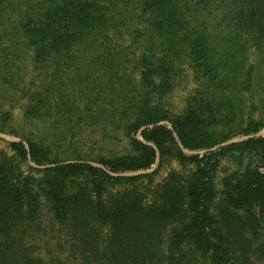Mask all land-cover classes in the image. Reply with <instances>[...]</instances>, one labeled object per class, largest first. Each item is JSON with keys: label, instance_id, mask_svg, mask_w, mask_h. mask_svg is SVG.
I'll use <instances>...</instances> for the list:
<instances>
[{"label": "trees", "instance_id": "trees-1", "mask_svg": "<svg viewBox=\"0 0 264 264\" xmlns=\"http://www.w3.org/2000/svg\"><path fill=\"white\" fill-rule=\"evenodd\" d=\"M18 5L24 9L20 20L13 17ZM3 24L12 26L13 31H2L7 45H2L0 52L11 46L29 48L37 64L53 67V75L60 72V67L74 66L69 79L76 80L75 83L65 84L64 81L69 79L63 80L66 76L63 74L52 80L58 83L48 88L61 91L55 97L52 95V104L68 98L70 106H77L72 105L79 96L74 93L77 90L74 87L85 89L89 85V76L97 75L105 80L109 76H118L112 74L120 71L137 76L133 77L135 81L132 83L133 89L137 85L133 92L136 97L132 96L130 106L133 113L123 124L122 131L132 144L141 147L142 152L107 163L97 159L109 172L120 174L151 168L155 152L135 139L138 132L141 140L156 146L160 156L166 143L171 144L181 158L185 156L178 145L190 152L206 151L201 157H191L195 170L185 181L177 186L169 185L168 181L163 186L161 201L155 209L139 205V196L133 193L116 202L127 201L132 208L137 206L139 217L136 221H141V226L137 231H131L130 209L122 208L117 214L124 222L119 233L112 234V228L117 225H109L111 264H181L188 249L189 257L208 259V264H234V258L240 257L244 250L245 236L239 231L238 240L230 239L233 225L225 226L223 219L220 233L213 231L211 209L216 196V169L223 154L245 145L264 146V138L254 137L219 147L217 145L234 135L230 131L217 133L221 121L215 115L222 117V107L215 105V109H210L204 105L203 102L209 100L208 96L202 101L193 99L194 103H189L176 115L157 109L153 100L169 94L176 80L190 71L197 80H206L205 89L210 87V90L211 87L233 90L228 88L242 87L251 81L254 67L247 64V59H241L242 51L249 48L257 54L256 59L264 58V0H0L1 29ZM132 34L142 45L140 54L121 51L131 50L132 46L124 41L126 35ZM10 35L15 36V41L9 40ZM104 64L118 67L113 71L97 67ZM60 73L65 72L62 70ZM73 85V93H63ZM84 89L78 90L82 92ZM62 104L68 105L67 102ZM164 121L171 127L158 126ZM256 127L246 129L243 134L264 128V121ZM26 143L30 161L35 167L28 166L34 173L25 177L24 183L18 181V171L7 165V158L0 156V264H9L7 249L11 234L27 225L21 226L23 223L38 221L46 212L52 214L53 220L66 221L68 212L60 209L65 206L59 204L65 198L58 194L56 181L47 185V189L41 183L35 189L29 182L33 177H66L74 183L77 173L83 171L103 178H122L108 175L105 169L93 167L89 161L68 162L58 160L57 156L50 158L52 151L31 141ZM14 146L17 154L28 164L23 144ZM215 146L218 148L211 150ZM244 177L240 181L242 184L237 182L230 191L227 204L252 220L264 218V173L252 170ZM183 192H186L184 196ZM67 198L70 199L71 195ZM99 207L104 212L103 205ZM172 212H176L178 217L173 215V219H167V214ZM51 218L47 219L51 221ZM97 219L106 221V214ZM250 222L258 226L256 222L264 221ZM93 223L94 220L84 225V231L89 233L94 228ZM239 224L245 227L244 223ZM155 225L156 229L152 228ZM168 225H172L173 231L166 240L161 239L156 230H165ZM261 239L258 252L264 251V238Z\"/></svg>", "mask_w": 264, "mask_h": 264}, {"label": "rangeland", "instance_id": "rangeland-1", "mask_svg": "<svg viewBox=\"0 0 264 264\" xmlns=\"http://www.w3.org/2000/svg\"><path fill=\"white\" fill-rule=\"evenodd\" d=\"M23 15L24 9L18 5L13 17L20 20ZM2 28H0V48L2 45H7L2 31H13V27L7 24H3ZM14 37V35L8 36L12 41H15ZM137 40L138 37L134 34L126 35L124 42L132 47L131 50L121 49V51L140 54L142 45L140 42L137 43ZM102 52L106 53V50ZM256 55L249 48L245 52L242 51L241 59H247V64L254 67L251 81H248L245 86L228 88L233 90H217L216 87H211V90L210 87L205 89L207 81L197 80L190 71L188 75L183 74L182 78L176 80L169 94L162 95L161 99L156 97L153 102L157 109L176 115L186 105L194 103L193 99L202 101L208 96L209 100L204 101V105L210 109H215V105L222 107V111H219L222 117L215 115V118L221 121L217 133L230 131L234 135L217 146L225 147L254 137L264 138L263 127L258 128L255 133L243 134L246 129H257L256 126L264 121V58L256 59ZM32 57L31 49L18 46H11L0 52V156H5L8 160L7 165H11L14 171H18L20 175L18 181L22 184L25 182L23 180L25 177L34 173L28 168V166H35L30 161L26 141L37 143L44 149L52 151L50 158L57 156L58 160L68 162L89 161L91 166L105 169L108 175L122 178H103L83 171L77 173L74 183L66 177L56 179L33 177L29 182L35 189L39 183L47 189V185L56 181L58 194H62L65 198V201L59 204L65 206L60 209L68 212L66 221L53 220L50 217L52 214L46 212L38 221L23 223L21 226L27 225L19 232L11 234L7 249L9 264H107L112 252L111 248L108 249L109 233L107 232L111 231L109 225L111 227L117 225L112 228V234L120 232L124 221H120V216L117 214L122 208L131 210V231H137L141 226V221H136L139 217L137 206L132 208L127 201L119 204L116 202L124 196L128 198L126 196L133 193L138 194L139 205L148 207L150 210L155 209L161 201L163 186L168 181L172 186L185 181L195 170V163L191 157H201L206 151L190 152L183 149L182 145H178L185 156L181 158L176 155L175 148L166 143L160 156L156 146L141 140L138 132L135 139L155 152L151 168L120 174L109 172L98 163L99 160L107 163L116 158L134 157L142 152L141 147L132 144L122 131L123 124L133 113L130 111V106L132 96L136 97L133 92L137 85L133 89L132 83L137 76L134 75L133 78L128 73L123 74L122 71L112 74L118 76L113 78L109 76L105 80L97 75L89 76V85L85 89L74 87L76 85L74 84L63 90V93H73V87L77 89L74 93L79 95L78 100L72 104L77 106H70L68 98L52 104V97L61 93L55 88L54 90L48 88L58 83L52 80L59 74L66 75L63 80L69 79L74 66L60 67L58 68L60 72L63 70L65 73L59 72L53 75L51 73L53 67L46 68L37 64ZM97 67L113 71L118 65L104 64ZM75 81L69 79L64 83L71 85ZM78 89L84 90L79 92ZM212 90L213 92L210 93ZM62 101L67 102L68 105L63 106ZM86 101L90 102L85 104ZM158 126L171 127L167 121L158 123ZM20 143L27 151L28 164L16 152L14 145ZM217 146L211 150L217 149ZM263 149L264 146L261 144L245 145L243 148L223 154L217 165L214 178L216 196L211 209L214 219L213 231L220 233L223 219L225 226L233 225V229L229 232L232 234L230 239L238 240L239 231L245 236L246 244L241 245L244 250L240 257L234 258V264H264V251L258 252L257 248L261 238H264V222L260 224L256 222L258 226L250 222L264 221V218L252 220L247 214L234 211L226 201L229 200L230 191L234 189L237 182L245 178L244 175L247 172L257 170L264 173ZM95 160L97 162H94ZM38 189L40 190L39 186ZM185 194L186 192H183V196ZM68 195H71L70 199L67 198ZM99 205H103L104 212ZM104 214L107 220L99 221L98 216L101 217ZM173 215L175 218L178 217L176 212H172L167 214V219H171ZM47 218H51V221ZM92 220H94V228L87 233L83 226L91 223ZM239 222L244 223L245 227L243 228ZM171 226L168 225L165 230L158 229L156 233H160L161 239L166 240L173 231ZM156 227V225L152 226L155 229ZM153 235L155 236V232ZM189 255L191 254L188 249L185 255L187 257L181 264L203 262L208 264L206 262L208 259L189 257ZM143 257H145L144 254Z\"/></svg>", "mask_w": 264, "mask_h": 264}]
</instances>
